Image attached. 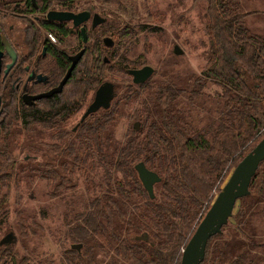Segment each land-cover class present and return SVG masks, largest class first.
I'll list each match as a JSON object with an SVG mask.
<instances>
[{"label":"trees","instance_id":"obj_1","mask_svg":"<svg viewBox=\"0 0 264 264\" xmlns=\"http://www.w3.org/2000/svg\"><path fill=\"white\" fill-rule=\"evenodd\" d=\"M100 1L92 9L107 18L106 31L111 32L109 20L120 22L121 56H107L109 61L103 62L89 56L88 46L67 79V93L41 99L42 106L5 107L0 116L1 167L13 164L7 140L17 121L25 131L35 126L53 131L51 150L65 159L57 161L63 172L51 162L45 170L29 162L23 168L57 181L54 195L67 191L69 197L83 182L87 199L67 215L65 233V240L81 248L63 251L62 264H179L182 249L227 175L264 136V35L250 30L239 0H210L206 65L186 81L151 83V75L134 84L128 103L135 106L126 115L133 122L116 142L115 106L66 127L107 71L129 75L140 65L126 58L133 27L125 22L134 19L137 0ZM70 3L73 10L87 8L81 0ZM210 84L217 85L212 94L206 92ZM138 162L160 177L152 199L134 169ZM4 182L0 177V230L7 212ZM248 189L221 232L208 239L200 264H263L264 240L257 239L256 219L261 214L264 221V159ZM143 233L146 241L135 240ZM12 263L10 245L0 246V264ZM25 264L34 263L28 259Z\"/></svg>","mask_w":264,"mask_h":264},{"label":"rangeland","instance_id":"obj_2","mask_svg":"<svg viewBox=\"0 0 264 264\" xmlns=\"http://www.w3.org/2000/svg\"><path fill=\"white\" fill-rule=\"evenodd\" d=\"M209 2L210 0H137L134 4V19H127L125 22L133 27L131 38L126 41V48L129 50L126 58L140 63L139 68L150 65L153 68L151 83L170 79L173 82L186 81L192 76H198L206 65L210 50V37L206 29ZM239 3L242 12H248L246 23L250 30L264 35V0H239ZM174 45L182 51L180 55L174 54ZM105 80L115 84L111 108L115 106L119 114L113 138L120 142L133 122L126 115L135 106L128 103V97L131 98L135 87L131 77L117 69L107 71ZM216 86L208 85L206 92L212 94ZM91 93L87 92L83 106L67 122V128L80 118L90 101ZM33 128L25 131L19 121L15 123L13 135L7 140L13 164L5 170L0 163V177L6 180L2 189L7 194V212L0 238L9 232L15 236V241L10 246L12 264H25L28 259L34 264H62L63 251L70 249L73 244L68 238L65 240L68 229L66 217L71 211L80 210L87 194L83 182L79 180L74 193L69 197L67 191H63L62 195H54L57 181L49 182L39 173L23 168L29 162L31 167L40 164L45 170V164L51 162L54 168L63 172L57 161L65 159L51 150V145L56 142L55 133L42 126ZM260 215L256 219L257 239L263 241L264 221L259 220ZM251 221L254 222L253 218Z\"/></svg>","mask_w":264,"mask_h":264},{"label":"flooded vegetation","instance_id":"obj_3","mask_svg":"<svg viewBox=\"0 0 264 264\" xmlns=\"http://www.w3.org/2000/svg\"><path fill=\"white\" fill-rule=\"evenodd\" d=\"M81 1L87 8L73 10L71 0H3L0 2V116L3 115L1 113L5 107L19 109L23 106H42L39 103L41 99L53 98L62 92L67 93L66 79L58 93L41 99H30V103L23 99L24 96L29 99L30 96L56 87L67 72L71 63L70 57L83 50L79 62L88 46L92 51L89 56H96L103 62L109 61L107 56H121L123 50L119 40V20H109L112 28L111 32H108L103 26L107 18L92 9L94 5H102L101 1ZM51 11L73 13L85 11L89 13V16L82 23L74 26L72 20L47 18L48 12ZM95 14L105 21L93 24ZM82 28L86 41H83ZM48 34H51L53 39ZM129 76L132 81L131 74ZM94 91L88 104L93 99Z\"/></svg>","mask_w":264,"mask_h":264},{"label":"water","instance_id":"obj_4","mask_svg":"<svg viewBox=\"0 0 264 264\" xmlns=\"http://www.w3.org/2000/svg\"><path fill=\"white\" fill-rule=\"evenodd\" d=\"M33 1V0H32ZM89 16L88 12L82 11L78 13L73 12H48L47 18L54 20H72L73 25L77 26L85 21ZM105 21L102 17L95 14L93 17V24L102 23ZM83 41H86V35L81 29ZM107 39H105L106 41ZM173 52L180 55L182 51L177 45H174ZM83 50H80L75 55L70 57L71 63L67 69L66 74L60 80L59 84L49 91L39 93L34 96H24L25 102L30 103V99H41L49 97L53 93L61 91L66 79L69 78L73 68L81 57ZM106 60V59H105ZM129 74L132 76L134 84L144 83L153 74V68L150 65H144L140 68L130 69ZM115 97V85L110 81H103L94 91L93 99L88 104L83 112L80 121H83L89 114L97 112L99 109H108L112 100ZM138 122L134 123V127L138 128ZM264 159V136L255 144V146L244 155V157L231 170L226 180L223 182L219 192L215 195L209 208L205 212L202 219L199 221L194 232L185 244L181 252L179 264H200L204 259L205 247L208 239L221 232L223 225L228 223L231 217L236 201L249 194V183L251 177L256 172L259 163ZM134 169L137 172L138 178L143 188L152 199L154 197L153 188L156 183L160 181V177L154 171L149 170L142 162L135 164ZM135 240H147L146 233L136 235ZM15 241V236L12 232L6 233L0 238V246L12 245ZM81 244H72L71 249L79 251Z\"/></svg>","mask_w":264,"mask_h":264},{"label":"built area","instance_id":"obj_5","mask_svg":"<svg viewBox=\"0 0 264 264\" xmlns=\"http://www.w3.org/2000/svg\"><path fill=\"white\" fill-rule=\"evenodd\" d=\"M48 36H49L51 39H53L52 36H51V34H48Z\"/></svg>","mask_w":264,"mask_h":264}]
</instances>
